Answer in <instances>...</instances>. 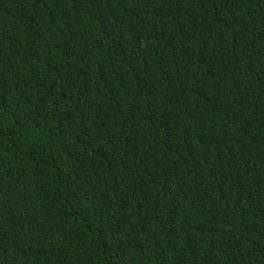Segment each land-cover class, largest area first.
<instances>
[{
  "label": "trees",
  "instance_id": "obj_1",
  "mask_svg": "<svg viewBox=\"0 0 264 264\" xmlns=\"http://www.w3.org/2000/svg\"><path fill=\"white\" fill-rule=\"evenodd\" d=\"M0 264H264V0H0Z\"/></svg>",
  "mask_w": 264,
  "mask_h": 264
}]
</instances>
